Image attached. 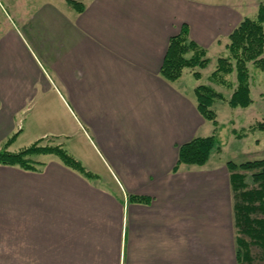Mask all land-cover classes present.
<instances>
[{"label":"crops","instance_id":"obj_1","mask_svg":"<svg viewBox=\"0 0 264 264\" xmlns=\"http://www.w3.org/2000/svg\"><path fill=\"white\" fill-rule=\"evenodd\" d=\"M79 3V13L67 6L76 17L65 21L67 32L58 30V51L41 52L69 128L42 127L51 101L42 66L11 25L0 31V149L14 135L10 152L24 149L15 147L22 140L25 148L50 145L73 131L98 164L75 159L96 179L40 156L39 171L0 165V264H238L230 193L213 189L219 171L207 162L173 173L178 147L198 137L204 119L183 90V74L172 83L159 74L183 24L206 52L222 49L241 20L236 6Z\"/></svg>","mask_w":264,"mask_h":264},{"label":"trees","instance_id":"obj_2","mask_svg":"<svg viewBox=\"0 0 264 264\" xmlns=\"http://www.w3.org/2000/svg\"><path fill=\"white\" fill-rule=\"evenodd\" d=\"M76 12L83 11V5L67 0ZM227 54L219 57L211 72V85H199L193 90L198 114L214 126L217 125L216 113L212 109L214 101H227L230 108L246 109L252 104L250 91L249 65L264 73V3L257 7L254 18L244 17L227 36L225 46ZM208 64L207 52L189 38L188 27L183 24L179 32L170 37L160 76L172 83L180 79L185 70L199 81L200 70ZM234 77V81L230 77ZM232 91L227 100L215 87ZM252 129L264 133V123H257ZM12 136L0 149V165L19 167L26 171H39L44 164L35 157L53 155L71 170L87 179H96L61 146L42 145L37 141L18 152L8 151L13 142ZM220 148L214 135L195 137L178 147L175 173L180 165L203 167ZM229 172V184L233 199V221L236 229V260L238 264H251L250 247L261 250L264 259V159L246 161L239 165L226 163ZM242 172V173H240ZM129 202L149 204L150 198L128 196Z\"/></svg>","mask_w":264,"mask_h":264},{"label":"rangeland","instance_id":"obj_3","mask_svg":"<svg viewBox=\"0 0 264 264\" xmlns=\"http://www.w3.org/2000/svg\"><path fill=\"white\" fill-rule=\"evenodd\" d=\"M74 1L87 2V0ZM186 1L201 5L215 4L217 2H224L226 5L231 3L236 6L234 11L241 19L244 17L254 18L258 5L264 3V0ZM67 6L72 8V6L67 4V0H0V31L4 29L2 28L3 26L7 24L11 25L12 28L10 27V30H15L21 36L28 50L36 59V62L42 66L43 75L41 76V83H45L44 88L49 90V94L47 95L51 100L48 107H46V114L44 116L45 125H42V127H56V130H61L65 124L69 128L70 116L51 91L55 88V79L52 71L45 65L41 52L44 53L45 51L48 53L55 51V49L57 52L58 45L60 44L57 38L58 30L61 29L63 32H67L69 30L67 23L69 22L72 24L75 21V12L73 10L72 12H68ZM65 21L67 23L64 25ZM226 43V40H222V49L214 46L207 50L208 64L203 70H200L201 79L199 81H196L190 75V70H185L183 72L181 85L183 90L190 95V98L193 99V90L196 86L211 85L209 76L216 67L217 59L227 54L225 49ZM248 67L250 70L252 104L246 109H233L229 107L226 100L214 101L212 109L216 113L217 125L214 126L211 122L204 120V125L197 133L198 137L214 135L218 141L220 152L218 154H212L205 168L208 169L209 167H213V169L216 168L219 171L213 183V189H215V192L230 193L232 221L233 199L226 163L233 162L239 165L246 161L264 159V133L252 129L257 123H264V73L254 69L251 65ZM230 80L234 81V77L231 76ZM57 89L59 88L56 85V91ZM215 89L222 93L227 100L232 93V91L221 87H215ZM35 105H31V110L35 111ZM40 112L41 110H39V113ZM58 121H61L62 125L58 124ZM67 136H71V138L69 139ZM26 140H22L19 146L18 144L15 145V147L18 148L17 150H20L19 148H25L22 146L24 144L23 142L26 143ZM55 140L56 141L51 140L49 142L50 146H61V148L66 150L74 159L81 157L88 168H93L94 165L95 168H97L98 164L94 161L95 156L87 145L84 144V140L79 132L74 133L71 131V134L66 133V136L58 137ZM49 158L53 160L58 159L53 155L39 157V159L45 162H47ZM221 173L223 176H220ZM207 193H210L208 189ZM250 251L252 258L251 264H264L261 250L258 247L251 246Z\"/></svg>","mask_w":264,"mask_h":264}]
</instances>
